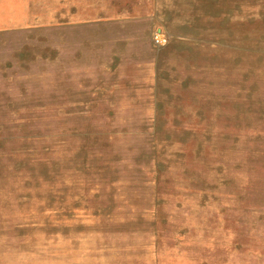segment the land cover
Here are the masks:
<instances>
[{
    "label": "rangeland",
    "instance_id": "obj_1",
    "mask_svg": "<svg viewBox=\"0 0 264 264\" xmlns=\"http://www.w3.org/2000/svg\"><path fill=\"white\" fill-rule=\"evenodd\" d=\"M0 264H264V0H0Z\"/></svg>",
    "mask_w": 264,
    "mask_h": 264
},
{
    "label": "built area",
    "instance_id": "obj_2",
    "mask_svg": "<svg viewBox=\"0 0 264 264\" xmlns=\"http://www.w3.org/2000/svg\"><path fill=\"white\" fill-rule=\"evenodd\" d=\"M154 43H155V44H160V40L158 39L157 36L154 38Z\"/></svg>",
    "mask_w": 264,
    "mask_h": 264
}]
</instances>
